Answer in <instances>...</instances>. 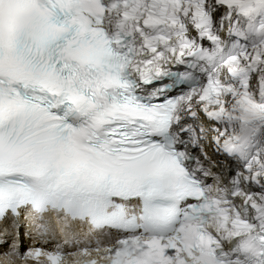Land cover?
Here are the masks:
<instances>
[{
    "label": "snow or ice",
    "instance_id": "1",
    "mask_svg": "<svg viewBox=\"0 0 264 264\" xmlns=\"http://www.w3.org/2000/svg\"><path fill=\"white\" fill-rule=\"evenodd\" d=\"M0 225V264H264V0H0Z\"/></svg>",
    "mask_w": 264,
    "mask_h": 264
},
{
    "label": "bare ground",
    "instance_id": "2",
    "mask_svg": "<svg viewBox=\"0 0 264 264\" xmlns=\"http://www.w3.org/2000/svg\"><path fill=\"white\" fill-rule=\"evenodd\" d=\"M53 224L55 225V221H52ZM7 224H10V222H5ZM4 225H0V227H3ZM74 232H77L80 228H83V226H78V225H74ZM30 229L29 228V222L26 219H22L21 216L18 219V221L16 222V224L14 226H12V231H13V236L16 240L17 243H21L23 244H29V245H34L33 243V238L32 236H25V232ZM56 229L57 232L55 231L53 236L54 239L52 241H56V242H60L61 240L64 239L63 234L60 232L59 228L57 227ZM31 242V243H29ZM52 243V242H51ZM0 251H2V249H0Z\"/></svg>",
    "mask_w": 264,
    "mask_h": 264
}]
</instances>
